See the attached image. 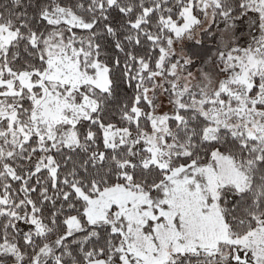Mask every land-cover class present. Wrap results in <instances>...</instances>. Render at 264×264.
I'll list each match as a JSON object with an SVG mask.
<instances>
[{
  "label": "snow or ice",
  "instance_id": "6c2138e0",
  "mask_svg": "<svg viewBox=\"0 0 264 264\" xmlns=\"http://www.w3.org/2000/svg\"><path fill=\"white\" fill-rule=\"evenodd\" d=\"M0 264H264V0H0Z\"/></svg>",
  "mask_w": 264,
  "mask_h": 264
}]
</instances>
